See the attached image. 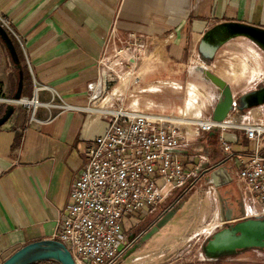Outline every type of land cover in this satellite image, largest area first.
Masks as SVG:
<instances>
[{
	"label": "crops",
	"instance_id": "0c3cea01",
	"mask_svg": "<svg viewBox=\"0 0 264 264\" xmlns=\"http://www.w3.org/2000/svg\"><path fill=\"white\" fill-rule=\"evenodd\" d=\"M0 16L10 28L15 27L13 32L28 65L26 69L22 63V71L26 69L33 80L31 93L24 94V87L22 96L32 99L38 95L48 103L54 93L62 103L72 107L63 112L39 107L34 113L33 108L24 105L21 109L16 108L10 121L0 128L2 264L24 246L54 238L61 215L71 203L72 185L84 171L86 147L107 129V120L98 109L86 110H89L92 96L90 86L99 78L100 61L113 30L118 34L135 33L150 37L174 62L187 63V59L199 55L206 61L200 44L213 28L238 23L264 29V0H0ZM157 61V54L145 59L139 69L142 81L148 72L153 71ZM189 69L192 75L210 82L206 77L207 72L212 73L209 67L199 63ZM216 76L230 82L218 74ZM167 83L149 84L143 93L179 89ZM128 86V83L121 84L99 108H109ZM196 87L200 97L206 99L204 86ZM101 92V87L97 86L96 94ZM35 100L39 101L38 98ZM195 104H189L192 109L185 108L183 119L201 118ZM156 106L151 99L145 104L146 110ZM194 112L195 117H187ZM246 121L264 124V105L244 113L236 112L229 116L227 123L236 125ZM185 127L192 130L188 125ZM222 134L237 155H249L255 149L256 143L247 137L245 130L230 126L224 133L215 130L198 134L179 152L187 168L201 174L195 190L205 191L209 200V205L197 212L201 223L193 229H186L180 243L204 244L198 260L208 263L218 262V258L207 255L208 239L200 234L201 229L214 222L228 225L242 219H255L250 216V209L262 212L264 208L237 179L241 165L238 157L227 159L228 155L220 145ZM261 143L264 153V138ZM219 166H226L229 173L233 170L234 181L219 188L207 186L208 175ZM175 246H164L157 258L165 260L180 245ZM190 246L186 251L191 249ZM257 250L263 251L253 248L240 255L248 256ZM230 257L234 256L223 259ZM130 258L124 257L119 264H166L165 261L156 262L155 258L146 260L142 254Z\"/></svg>",
	"mask_w": 264,
	"mask_h": 264
},
{
	"label": "built area",
	"instance_id": "2783aa9c",
	"mask_svg": "<svg viewBox=\"0 0 264 264\" xmlns=\"http://www.w3.org/2000/svg\"><path fill=\"white\" fill-rule=\"evenodd\" d=\"M0 20L9 27L1 16ZM103 61L104 58L100 61L101 66ZM101 75L100 69L99 78L90 86L92 96L86 111L98 109L107 120V129L86 147L84 171L72 185L71 203L61 215L53 238L68 248L76 264H119L133 246L124 231L123 221L127 217L150 207L149 218H154L144 231L146 233L195 191L201 174L190 171L181 161L179 152L200 133L215 130L224 133L230 126L245 130L247 137L256 143L249 155H237L224 134L220 136V145L228 160L238 157L241 169L237 179L264 207L263 123L246 121L232 125L225 122L229 125L223 126L209 117L203 119L209 122L208 125H195L189 131L187 127L159 119L160 113L153 111L146 113L138 108L121 106L119 109H112V106L99 108L101 105H96L99 102L96 99L100 94H96V87L107 90ZM54 101L55 98L48 103L41 102L40 107L55 108L60 112L72 108L64 102L57 105ZM25 106L33 108L34 113L39 108ZM111 111H117V114ZM170 197L164 208L159 206ZM250 216L263 217L264 208L262 212L250 209ZM224 224L226 222L209 224L200 234L209 239Z\"/></svg>",
	"mask_w": 264,
	"mask_h": 264
},
{
	"label": "rangeland",
	"instance_id": "374dc122",
	"mask_svg": "<svg viewBox=\"0 0 264 264\" xmlns=\"http://www.w3.org/2000/svg\"><path fill=\"white\" fill-rule=\"evenodd\" d=\"M8 26L11 34L18 40L13 32L15 27L12 26V29L9 24ZM22 52L21 48V55ZM152 54H157L159 56V61L153 65V67H155L152 69L153 71L145 75V80L142 81L141 84H135L134 80H132L129 86L125 87L126 90L123 93L119 92L120 95H117L113 104L110 103L112 109H119L120 106L125 109L134 107L146 113L152 111L160 113L163 110L164 112H162L163 115L161 116L183 118L186 116L185 108H187L190 103H196L194 107L196 106L195 109L198 108L201 118H209L212 116L213 110L217 104L220 90L214 84L201 80L197 78L196 75L190 73L189 68L199 63L209 67L213 74H218L230 81L231 83L226 82L232 87L233 93L237 98L245 92L253 91L264 82V53L251 40L244 37L229 40L220 48L211 61L206 62L199 55L198 57L187 59V63H181L174 62L165 56L163 48L150 37L137 35L135 33L118 34L113 30L110 41L105 48L103 55L104 61L101 66V78L103 82L107 84V90L106 92L102 91L103 93L97 96L98 98L96 101L99 102H97L96 105L100 106L107 101V96L121 86L122 78L126 76L125 74L131 73L133 76H136L134 73L139 71L145 59ZM23 60L21 64L23 63L26 69H28L24 57ZM103 73H105V75H103ZM254 77L255 79L251 80ZM18 81L19 70L13 66L10 54L0 39V118L3 116L6 106L8 105L5 101L13 100L17 92ZM161 82H168V85L179 87V89L167 88L163 90V93L156 94L143 93L149 84L157 85ZM191 85H203V93L207 95V98H201L198 94V87ZM33 86L32 80V88ZM30 93V90L26 89V93L24 94ZM25 98L26 97H23V99ZM35 98L36 96L32 97L30 100H34ZM53 98H55L53 103L57 105L62 104L57 94L51 93L50 101H52ZM149 99L153 100L157 106L155 108L152 107L151 110H146L145 104L148 103ZM39 101L43 102L41 98H39ZM22 106L24 105L16 104L17 109H21ZM188 108L192 109V106ZM236 112L238 113V110L234 111L231 115L233 116ZM196 115L197 114L194 112L187 117H195ZM30 116V118H32V115ZM191 128H194V126ZM166 203L167 200L162 201L159 206L162 207ZM208 205L209 200L205 191H200L199 189L197 191L195 190L190 195L184 207L180 209L166 228L155 235L153 239L148 242L147 246L137 254H142L146 260L155 258L156 262L165 261L164 263L166 264H264V250L251 251L248 253V256L240 255V253L234 255V257L208 263L198 260L204 244L199 245V243L194 244V242L180 243L181 237L186 235V229H193L201 223V218L197 217V212ZM150 210V207H146L143 211H139L131 218L127 217V219L123 221L124 231L127 237L131 231L141 226L147 220L151 221L154 218H149ZM214 225L215 222L212 226ZM166 245L169 247H173L174 245L178 247V245H180V248L178 247L174 252L168 254L165 260L157 258ZM188 245L192 247L190 246L191 249L186 251ZM132 258L133 256L130 259Z\"/></svg>",
	"mask_w": 264,
	"mask_h": 264
},
{
	"label": "water",
	"instance_id": "95a60500",
	"mask_svg": "<svg viewBox=\"0 0 264 264\" xmlns=\"http://www.w3.org/2000/svg\"><path fill=\"white\" fill-rule=\"evenodd\" d=\"M223 29H227L228 33L225 34V37L223 36L219 42L213 44L212 42L214 41L215 36L217 37L219 34L223 33ZM9 31V28L5 27L0 20V39L10 54L13 66L19 70V81L17 92L12 100L13 102H7L8 105L6 106L5 112L0 118V128L6 125L15 114L16 104L23 99L22 95L24 89L22 64ZM233 37H244L262 48L264 46L263 28L248 24L232 23L219 25L205 34L200 44V51L204 56H207L209 60H212L216 55L219 45ZM214 78L216 77L209 75V79L214 82V85L220 90V95L213 110L211 119L219 124H224L227 122L229 116L234 111L238 110V107H236L237 102L235 100L232 87L224 80L217 83ZM257 94L258 93H254L252 99L256 97ZM260 94L261 97L258 101H255V99L252 100L255 104L251 108L264 105V91ZM245 99H247V95L242 98L243 107H239V110L242 112L250 109H244L247 106L244 101ZM230 172L231 173H229L226 166L217 167L208 175L209 178L206 179L207 186L219 188L223 185L232 183L234 181V178L232 177V175H234V171L232 170ZM187 200L188 199H185L183 202L166 213L163 218L153 225L146 233H144V231L150 225V221L148 220L138 228L131 231L127 238L129 242L133 243V246L129 249L125 258L128 259L141 252L147 246L148 242H150L155 235L166 228V226L174 219L180 209L184 207ZM229 220L231 221V218ZM231 224L229 229H224L207 240V244L205 246L207 255L215 257L220 253L236 249L264 248V216L255 219H242L237 221V223ZM50 262L56 264H76L68 248L63 243L53 239L30 243L16 251L2 264H44Z\"/></svg>",
	"mask_w": 264,
	"mask_h": 264
},
{
	"label": "flooded vegetation",
	"instance_id": "af4514ba",
	"mask_svg": "<svg viewBox=\"0 0 264 264\" xmlns=\"http://www.w3.org/2000/svg\"><path fill=\"white\" fill-rule=\"evenodd\" d=\"M228 33V30L227 29H223V33H221V34H219L217 37L215 36V38H214V41L212 42L213 44H216L217 42H219L222 38H223V36L225 37V34H227ZM234 38H238V37H233V38H229L226 42H222L220 45H219V47H218V49H217V51H216V53L220 50V48L225 44V43H227L229 40H231V39H234ZM255 44V43H254ZM258 48H260L261 49V51L264 53V46H263V48L262 47H260L259 45H257V44H255ZM202 54V53H201ZM203 55V54H202ZM203 57L206 59V61H208L209 59L207 58V56H204L203 55ZM264 91V82H262L256 89H254L253 91H250V92H245V93H243L239 98H237L236 96H235V100H236V102H237V105H236V107H238V112L239 113H244V112H242V111H240L239 110V107H243V104H242V98L244 97V96H246L247 95V99H245L244 101L246 102V104H247V106L244 108V109H246V108H250V109H247L246 111H248V110H251V109H254V108H257V107H253V108H251L254 104H255V102L253 103L252 102V100L253 99H255V101H258L259 99H260V97H261V92H263ZM254 93H258L257 95H256V97H254L253 99H252V96H254L253 94ZM260 107V106H259ZM237 111V110H236ZM245 111V112H246ZM237 223V222H236ZM231 225H233V224H231ZM230 224H228V225H224V226H222L219 230H217L213 235H215L216 233H218V232H220V231H222V230H224V229H229V227L231 226ZM234 225H236V224H234ZM259 249H263L264 250V248H261V247H259ZM247 250H252L251 248H245V249H236V250H233V251H226V252H223V253H220L219 255H217L216 257L218 258L217 260L218 261H220V260H222L223 259V257H227V256H234V255H237V254H240V253H242V252H245V251H247Z\"/></svg>",
	"mask_w": 264,
	"mask_h": 264
},
{
	"label": "bare ground",
	"instance_id": "6f19581e",
	"mask_svg": "<svg viewBox=\"0 0 264 264\" xmlns=\"http://www.w3.org/2000/svg\"><path fill=\"white\" fill-rule=\"evenodd\" d=\"M136 76H133V74L129 73V74H125L126 76H124L122 78V82L121 84L123 83H128L130 84V82L132 80H134L135 84H141V81H142V76L141 74L139 73V71H137L136 73H134ZM212 75L213 77H216L214 78L217 82V83H220L221 80H223L222 78L212 74V73H209L207 72L206 73V77H207V80L210 81L212 84H214V82H212L210 79H209V75ZM225 81V80H224ZM103 82L100 81V84H102ZM216 83V84H217ZM99 84V85H100ZM101 87V86H100ZM217 87V86H216ZM97 88V87H96ZM218 88V87H217ZM101 90L103 91V88H101ZM5 102H13V101H5ZM18 104H24V105H33L36 109L38 107L41 106V103L38 101V100H29V99H22ZM113 114H117V111H111ZM159 119L161 120H167V121H170L174 124H177L179 126H182V127H185V126H195V125H208L209 122H205L202 118L200 117H196V118H193V119H190V120H185L183 118H175V117H164V116H159ZM219 124V123H218ZM223 126H226V124H223Z\"/></svg>",
	"mask_w": 264,
	"mask_h": 264
},
{
	"label": "trees",
	"instance_id": "16d2710c",
	"mask_svg": "<svg viewBox=\"0 0 264 264\" xmlns=\"http://www.w3.org/2000/svg\"><path fill=\"white\" fill-rule=\"evenodd\" d=\"M10 36L13 39L14 45L16 46V50L19 54L20 57V61H23V56L21 55V46L19 41L11 34V32L9 31ZM23 76H24V87L25 89H29L30 91L32 90V78L29 74V72L26 69H23ZM53 263V262H50ZM56 264V263H53Z\"/></svg>",
	"mask_w": 264,
	"mask_h": 264
}]
</instances>
